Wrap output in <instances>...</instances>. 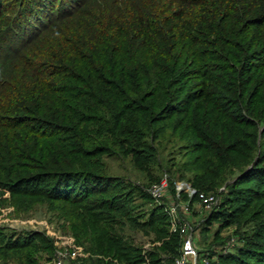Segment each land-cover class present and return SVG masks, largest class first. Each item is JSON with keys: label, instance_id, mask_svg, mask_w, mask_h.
Returning <instances> with one entry per match:
<instances>
[{"label": "trees", "instance_id": "trees-1", "mask_svg": "<svg viewBox=\"0 0 264 264\" xmlns=\"http://www.w3.org/2000/svg\"><path fill=\"white\" fill-rule=\"evenodd\" d=\"M85 2L0 0V197L70 206L79 245L101 257L83 264H172L180 235L100 158L175 148L168 176L226 192L195 264H264V0ZM123 227L160 244L145 259ZM45 240L0 231V257L35 264Z\"/></svg>", "mask_w": 264, "mask_h": 264}, {"label": "rangeland", "instance_id": "rangeland-1", "mask_svg": "<svg viewBox=\"0 0 264 264\" xmlns=\"http://www.w3.org/2000/svg\"><path fill=\"white\" fill-rule=\"evenodd\" d=\"M65 1L66 3L69 2V0ZM58 2L59 0H56V3ZM85 3H89V0H86ZM163 148H158L155 152V162L149 159H138L139 157L131 156H119L116 158L113 156H102L100 158L103 164L102 171L108 176L117 177L123 185L138 186L141 191L146 194L145 188L156 182V179L161 175L165 174L168 176L166 169L174 171L178 163L182 161L180 152L175 148L167 146ZM168 179L172 183L180 181L188 184L184 179H175L172 173L169 174ZM213 193H216L218 202V200L221 199V195L226 193L224 185L219 186ZM180 196L181 198L175 199L171 186L169 188L167 185L166 193L159 201L161 204L157 206L162 210L163 207L169 205V203L178 202L181 204V202L185 201V194L181 192ZM151 203L156 205L152 201ZM62 204V202H56V205L52 206L49 203L33 201L29 207L23 208L17 204L16 200L9 198L7 194H3L0 197V231L10 236H22L31 232L39 233L43 238L51 242L53 248L50 252H41V256L35 260V264H52V260L54 259L53 251L55 248H62L67 243H72L75 246L79 245V241L76 239L73 230L76 221L73 219L72 215H67L70 211V206H63ZM61 206L62 210L60 209ZM206 214L207 211L202 209L194 201L190 202L189 211L187 213H181L180 211L177 213L179 219L185 220L188 223L191 228V236L193 239L194 257H188L185 264H195L197 251L207 249V246L211 243V232L214 226L210 227L205 235L200 232L201 223ZM231 231L232 229L228 228L221 232V239L223 238L225 243H227L229 241L228 238L232 236ZM122 234L124 237L131 239L136 246L140 247L142 257L147 259V252L152 246H155V241H152L150 236H144L138 232H131V230H127L126 228L123 229ZM231 249V245H228V250ZM22 254L23 253H16L7 258L0 257V264H22V260L20 259ZM44 256L49 257V259L44 258ZM79 260L80 259H63L60 264H83ZM85 264H90V261H85Z\"/></svg>", "mask_w": 264, "mask_h": 264}, {"label": "built area", "instance_id": "built-area-1", "mask_svg": "<svg viewBox=\"0 0 264 264\" xmlns=\"http://www.w3.org/2000/svg\"><path fill=\"white\" fill-rule=\"evenodd\" d=\"M167 179V175L163 174L156 182L145 188L147 196L156 205L161 204L159 201L166 193ZM172 184L173 196L175 199L181 198L180 193L183 192L185 194V201L181 202V204L178 202L169 203V205L164 206L162 210L168 219V232H176L181 237L179 253L177 257L173 259L172 264H185L188 257H194L193 239L191 236V228L188 223L185 220L179 219L177 213L179 211L181 213H187L191 201L196 202L205 211H210L217 204V196L211 192L196 191L190 187L189 184L184 182L175 181ZM231 243L232 239H230L226 245H230ZM53 255L55 260H52V264H60L63 259L76 260L86 256L79 246H75L72 243H67L62 248H55Z\"/></svg>", "mask_w": 264, "mask_h": 264}, {"label": "crops", "instance_id": "crops-1", "mask_svg": "<svg viewBox=\"0 0 264 264\" xmlns=\"http://www.w3.org/2000/svg\"><path fill=\"white\" fill-rule=\"evenodd\" d=\"M154 244H155V245H159L160 242L155 241ZM78 246L81 248L82 252L86 254V256H84V257H82V258H88V257H90V258H95V257H97V258H101V257H99V256L92 255V254H90L89 252L85 251V250L83 249L82 246H80V245H78ZM142 249H143V248H142ZM141 252H144V251H141ZM82 258H81V259H82ZM103 260H106V258H103ZM104 262H105V261H104ZM111 264H118V263H116L115 260H112V261H111Z\"/></svg>", "mask_w": 264, "mask_h": 264}]
</instances>
